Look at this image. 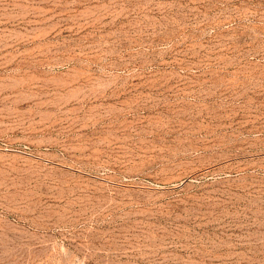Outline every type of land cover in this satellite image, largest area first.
Here are the masks:
<instances>
[{
    "label": "rangeland",
    "instance_id": "374dc122",
    "mask_svg": "<svg viewBox=\"0 0 264 264\" xmlns=\"http://www.w3.org/2000/svg\"><path fill=\"white\" fill-rule=\"evenodd\" d=\"M0 264H264V0H0Z\"/></svg>",
    "mask_w": 264,
    "mask_h": 264
}]
</instances>
